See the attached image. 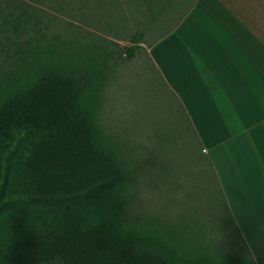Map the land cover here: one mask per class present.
Wrapping results in <instances>:
<instances>
[{"label":"rangeland","instance_id":"1","mask_svg":"<svg viewBox=\"0 0 264 264\" xmlns=\"http://www.w3.org/2000/svg\"><path fill=\"white\" fill-rule=\"evenodd\" d=\"M19 1L29 7L0 6V110L34 87L59 85L95 151L58 172L32 174L18 157L7 163L11 147L0 142V183L10 167L7 196L85 191L112 181L115 163L126 180L70 209L8 206L0 251L76 217L169 264H264V246L252 252L228 229L219 183L197 160L198 142L149 54L193 0ZM10 9L14 17L4 22Z\"/></svg>","mask_w":264,"mask_h":264},{"label":"crops","instance_id":"2","mask_svg":"<svg viewBox=\"0 0 264 264\" xmlns=\"http://www.w3.org/2000/svg\"><path fill=\"white\" fill-rule=\"evenodd\" d=\"M149 54L255 252L264 246V0H195Z\"/></svg>","mask_w":264,"mask_h":264},{"label":"trees","instance_id":"3","mask_svg":"<svg viewBox=\"0 0 264 264\" xmlns=\"http://www.w3.org/2000/svg\"><path fill=\"white\" fill-rule=\"evenodd\" d=\"M16 2L29 7L25 2L19 0H0V6L7 5L15 10L14 4ZM194 2L195 0L186 8L176 25L157 41L178 27ZM129 7L131 10V5ZM14 13L15 11H11V9L4 12L2 20L4 22L9 20V17H14ZM15 21L22 22L23 19L19 17ZM157 41L150 44L149 49ZM134 43L142 42L135 40ZM165 85L169 89L166 83ZM172 94L183 111L192 135L198 142L199 157L197 160H205L209 164L215 175V180L219 183L215 169L203 151L202 143L183 104L173 92ZM0 142L11 147V154L7 158V163L12 156L18 157L23 167L32 174L58 172L95 151L92 135L85 122L78 116L76 104L69 99L66 90L59 85L34 87L26 95L0 110ZM9 174L10 167L7 165L0 183V213L14 203H30L46 208L70 209L101 192L110 182H113L114 186L120 187L126 180L125 173L121 171L119 164L115 163L112 181L100 183L85 191L53 193L41 189L37 192H17L7 196ZM218 187L219 195L230 220L228 229L234 230L246 245L231 214L220 183ZM0 264L169 263L149 250L139 248L127 241L112 238L97 228L85 225L83 219L73 217L62 227L36 228L24 239L15 240L0 251Z\"/></svg>","mask_w":264,"mask_h":264}]
</instances>
